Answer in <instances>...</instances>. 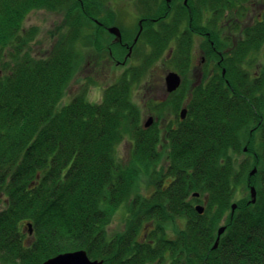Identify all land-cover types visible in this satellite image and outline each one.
Segmentation results:
<instances>
[{"label":"trees","instance_id":"1","mask_svg":"<svg viewBox=\"0 0 264 264\" xmlns=\"http://www.w3.org/2000/svg\"><path fill=\"white\" fill-rule=\"evenodd\" d=\"M107 1L0 0V260L41 264L84 250L102 264H264V63L256 60L259 72L250 70L264 42V0H201L171 15L161 2L153 14L163 17L145 30L152 52L105 87L98 102L82 92L64 102L76 71L72 26L108 12ZM201 7L216 31L201 42L198 64L190 48L194 31H205L197 24ZM35 10L59 12L71 24L68 38L44 56L32 48L39 29L25 23ZM158 58L184 78L155 110L174 96L189 110L161 131L139 123L131 98ZM194 66L200 77L191 83ZM125 126L133 138L130 166L116 157ZM150 168L151 190L128 198ZM247 179L255 201L239 200L231 213ZM126 200V227L109 234L110 215ZM177 220L183 228L170 236L168 225Z\"/></svg>","mask_w":264,"mask_h":264},{"label":"rangeland","instance_id":"2","mask_svg":"<svg viewBox=\"0 0 264 264\" xmlns=\"http://www.w3.org/2000/svg\"><path fill=\"white\" fill-rule=\"evenodd\" d=\"M140 1L141 5H139ZM200 1L201 0H195L194 4L197 3L199 5L201 3ZM179 2H181V0H175V3L170 7V10L168 11L170 15L177 9L180 11L179 7H182V5H179ZM107 4L109 5V7H107L109 12H106V14L111 16L107 17L105 13H101L96 18H99V21H103L105 24H114L109 26H117L119 30L121 28L123 31V42L130 43L136 35L138 18L142 16V11L148 10L150 14H153L161 2L158 1L155 4H152L151 0H110V3L107 1ZM227 20L230 19L227 18ZM25 23L27 25H34L39 29V34L34 41L32 48L36 53H41L43 56L48 49L56 45L59 41L66 40L68 38L67 35L69 34V30L71 29V24L64 21L61 13L49 12L46 10L31 11L27 15ZM78 27V30H75L72 26V31L75 33L76 39L74 38L75 40L73 39L69 42L71 45L69 48L71 49L72 47L76 56V71L65 89V94L63 96L64 102H67L72 96L81 92L86 96L84 99L86 98L88 102H98L105 87L117 81L122 72L129 67L140 64L142 60L152 52L150 45H148L147 41L143 39L144 33L148 32L144 30L142 34L139 32L138 41L135 42L136 44L134 45L135 48L132 55L127 59V65L123 66L124 68L122 65H114L112 64L113 60L111 59V55L113 54L110 53V41L112 40V37L109 36L105 30H103L105 33L99 30L94 22L87 19L84 20L82 18ZM182 28L183 27H181V30ZM94 41L99 42L101 45L100 50L92 45ZM201 41L202 36H193L191 40L190 51L195 55L194 59L198 62L201 56ZM255 53V56H253L255 59H252L253 66L250 67V70L254 73H258L259 69L254 61L258 60L264 63V42ZM115 71L121 72L115 75ZM169 71H175L174 66L162 58H158L151 62L148 74L140 78L141 83L134 85L131 98L138 106L140 117L139 123L141 125L144 124L147 117L151 116L154 120L153 124L156 123L159 127V131H161L163 129L161 127L166 126L168 122H173L177 125L188 116L189 110H187V103L183 101L178 104V101L175 102V96L174 98L168 99L167 102L169 103H166L160 111L155 110V108L158 107L157 105L159 103L162 104L164 102L163 100L168 97V94H166L165 91L163 78ZM195 71L196 70H192L190 76H188L191 83L195 78L199 79V73ZM177 74L179 73L177 72ZM179 76L181 79L184 78L183 74H179ZM183 107L186 108V111L184 112V116L180 117L179 112ZM125 127L126 131L123 130L124 137L117 146L116 157L117 160L124 165L128 164L130 166L133 138H131L130 130L127 128L128 126ZM165 133L166 132H164V134ZM159 136L162 138L161 134H159ZM255 143L259 144V140L256 139ZM158 146L159 144H157V147ZM237 156L239 161H242L245 157L244 154H239ZM250 168L246 173L252 170V168ZM151 172L152 168H150L149 171H141L139 178L131 187L128 198H132L134 195L148 194L152 186L151 178L154 176L153 172ZM238 187L239 190L235 191L233 195L235 200L231 202V205L236 204L239 200H245L246 198V202L249 203L250 200L248 196L250 195L248 194V187L242 189L241 184L238 185ZM127 200L111 213L110 222L107 226L109 234L120 233L125 229ZM197 205H203V203H198ZM2 207L3 204H0V209ZM228 213L230 212H227V214ZM224 222H226V219H224ZM183 225V220H177L174 226L168 225L169 235L174 236V233L176 234L177 230L182 229ZM0 264L7 263L0 260Z\"/></svg>","mask_w":264,"mask_h":264},{"label":"flooded vegetation","instance_id":"3","mask_svg":"<svg viewBox=\"0 0 264 264\" xmlns=\"http://www.w3.org/2000/svg\"><path fill=\"white\" fill-rule=\"evenodd\" d=\"M151 1H152V4H155L158 1L159 2H163V4H164L165 9H166L167 12L170 10V7L175 3V0H170L169 2H167L166 0H151ZM194 1L195 0H187L186 3H185L184 0H181V2H179V5H182L183 8H186V10L188 12H190L192 10V7L196 4V3L194 4ZM139 5H141V1L139 2ZM162 17H163L162 14L157 15V16H154V14L151 15L148 12V10L142 11V16H140L138 18L137 31H138V28L141 27V34H142V32L144 30H146L147 24L149 22L156 23L157 20L159 18H162ZM96 20H97L96 22L98 23V25H100L102 28H104L106 30H107V27L109 25H114L113 23H111V24H105L104 22H101L98 19H96ZM201 20H202L201 23L198 22L197 24H200L203 28H205V31H201V30H197L198 32L194 31V35L193 36H202V41H203L205 38H207V36H205L207 34V32H209V33L210 32H213V31L215 32L216 30L214 28H208L207 27V18L204 15V12L202 10V7H201ZM193 26H195V25H193ZM241 26H243V25H241ZM119 31H120V34H121V39L120 40H115L114 39V35L111 34V33H109L110 34L109 36L112 37L111 38L112 40L110 41V43H111L110 44V53L113 54V55H111V59L113 60L112 61V64L117 65V66L122 65V67H123L126 64V61H127L128 57L130 56L129 55L127 58H125L127 52L130 49V52L132 53V51L135 48V46H134L136 44L135 42L138 41V38L136 36H134V38L130 41V43L123 42V31H122L121 28H120ZM202 34H204V35H202ZM222 34H223V32H222ZM225 35H227V34H225ZM238 36H239V33H238V35L233 34L231 36V40H232V37H233V39H235L236 37H237L236 39H238ZM221 37H222V35H221ZM237 41H235V42H237ZM201 42H200V44H201ZM233 43H234V41H233ZM115 50H116V52H115ZM200 52H202V51L200 50ZM194 56L195 55L193 54V58H194ZM203 60L204 59H202V61L199 60V62H203ZM194 61H196L199 64V62L197 60L194 59ZM195 67L196 66H194V68H192L191 71L192 70H196L195 72H198L199 73V70L197 68H195ZM115 72H116L115 75H117L121 71H115ZM199 77H200V73H199Z\"/></svg>","mask_w":264,"mask_h":264},{"label":"water","instance_id":"4","mask_svg":"<svg viewBox=\"0 0 264 264\" xmlns=\"http://www.w3.org/2000/svg\"><path fill=\"white\" fill-rule=\"evenodd\" d=\"M166 1L169 2L170 0H166ZM186 1L187 0H184L185 3ZM108 31L115 34L116 37L120 36L119 31L115 27L108 28ZM0 74H1V70H0ZM164 84H165L167 93L175 90L180 84L179 75L173 71L167 72L166 75L164 76ZM180 116L181 117L184 116V109H182ZM151 122H152V118L148 117L144 122V126H149ZM255 171L256 169L253 168L249 172V175H253ZM249 195H250V199H249L250 202H254L255 201V188L252 185L249 186ZM235 206H236L235 204L231 205V213L235 209ZM203 209L204 208L201 205H197L195 207V210L199 214L203 212ZM27 227H28V232L31 233V227L29 223L27 224ZM223 230H224V226H221L218 228L214 247L217 245L218 236L223 232ZM42 264H102V261L96 260V259L95 260L89 259L84 250H74V251H68L65 253H60L56 256L48 258L47 260L42 262Z\"/></svg>","mask_w":264,"mask_h":264},{"label":"bare ground","instance_id":"5","mask_svg":"<svg viewBox=\"0 0 264 264\" xmlns=\"http://www.w3.org/2000/svg\"><path fill=\"white\" fill-rule=\"evenodd\" d=\"M245 185H246V186L250 185V180H249V179L246 180ZM224 230H225V226H224ZM224 230H223V232H224ZM223 232H222V233H223ZM222 233H221V234H222ZM221 234H220V235H221ZM220 235L218 236V239L220 238ZM216 236H217V232H216Z\"/></svg>","mask_w":264,"mask_h":264}]
</instances>
